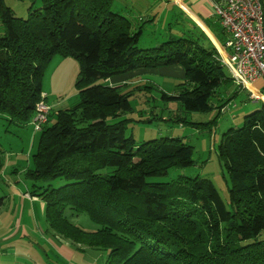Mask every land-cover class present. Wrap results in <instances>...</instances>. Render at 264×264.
Returning a JSON list of instances; mask_svg holds the SVG:
<instances>
[{
  "label": "trees",
  "instance_id": "trees-1",
  "mask_svg": "<svg viewBox=\"0 0 264 264\" xmlns=\"http://www.w3.org/2000/svg\"><path fill=\"white\" fill-rule=\"evenodd\" d=\"M40 1L42 9L30 8L24 20L0 0V115L10 125L27 126L36 104L46 100L42 80L52 60L79 64L78 102L52 115L51 125L48 115L26 172L29 181L47 183L32 185L39 192L30 196L45 203L52 235L80 251L105 252V264H264V104L221 135L227 206L204 178L148 182L192 166V147L167 137L136 144L122 118L131 112L130 91L121 93L106 81L177 66L183 82L161 99L204 113L218 87L232 83L215 48L194 28L190 37L140 49L141 29L113 10V0ZM55 180L64 185L52 188ZM67 210L85 214L98 229L78 228Z\"/></svg>",
  "mask_w": 264,
  "mask_h": 264
},
{
  "label": "rangeland",
  "instance_id": "rangeland-1",
  "mask_svg": "<svg viewBox=\"0 0 264 264\" xmlns=\"http://www.w3.org/2000/svg\"><path fill=\"white\" fill-rule=\"evenodd\" d=\"M4 2L16 18L24 20L27 19L30 8L42 9L40 0H4ZM158 3L162 4L160 8H157ZM153 9L157 21L154 28L144 29V34H151L142 38L138 45L140 49L156 47L171 38L190 37L188 32L191 30L190 26L177 10L157 0ZM2 33L3 29L0 25V35ZM192 38L196 39L197 36ZM214 39L220 46L222 45L223 35L221 39L215 34ZM200 42L205 48H210L207 40L201 38ZM55 61L48 66L42 80L43 91H48L44 102L51 109L49 125L54 123L55 119L52 115L57 111L70 108L78 102L76 83L79 64L73 59L58 56L55 57ZM56 68L58 71L53 77L52 73ZM222 71L228 78L227 69L222 67ZM147 80L150 81L152 89L132 90L131 84L120 88L121 93L130 91L128 99L131 112L122 116L129 120L125 123L126 136L131 135L136 144L165 137L180 138L182 142L192 147L193 161L190 167L172 168L166 176L148 178L147 181L167 183L178 178H204L212 182L219 197L227 206L230 180L218 157L217 147L224 132L230 128L240 127L244 116L261 108L260 101L249 99L247 91L228 82L221 84L210 98L211 110L204 113L186 112L178 103L161 99V92L166 94L174 92L175 78L168 80L164 76L153 74ZM263 84L264 82L260 81L252 89L261 92L264 96ZM221 106L222 109H219ZM38 137V132H34L31 125H10L7 118L0 115V197L4 198V204L0 208V264H73L76 258L80 260L84 254L91 258L93 264H105V252L83 249L82 253L74 246L67 248L76 256L72 262L59 257L49 244V240H53L55 236L45 222V203L34 200L32 207L31 202L22 200V193L39 192L32 185L47 187V183H33L26 177V171L33 166L31 158L36 150ZM62 185H64L62 180L50 182L52 188H59ZM65 216L83 231L95 232L98 229V226L85 214L76 215L67 210ZM263 238L264 233L259 239ZM14 242L30 248V255L23 257L20 251H16L19 257L7 261L5 256L9 253L8 245H13Z\"/></svg>",
  "mask_w": 264,
  "mask_h": 264
},
{
  "label": "crops",
  "instance_id": "crops-1",
  "mask_svg": "<svg viewBox=\"0 0 264 264\" xmlns=\"http://www.w3.org/2000/svg\"><path fill=\"white\" fill-rule=\"evenodd\" d=\"M157 1L162 2L167 6H171L175 10H177L178 13L182 17H184L185 20L188 22L191 29L190 31H192L193 28L200 30L215 49L222 47V45L220 46L214 39L215 34L218 36V38L221 37L222 39L221 26L219 20L214 14V4L220 2L221 0H157ZM154 2L155 0L154 1L153 0H113L112 8L116 13L121 14L123 17L129 20L134 29L137 28L141 29L142 31L140 36V41H141L144 36L147 37L151 34V33L144 34L145 33L144 29L154 28V24L157 21V17H155L156 12L153 9ZM161 6L162 4L158 3L157 8H160ZM145 17L147 18L145 19ZM138 22L142 24L138 25L139 24ZM223 41H224V37H223ZM156 43H158V41H156ZM53 61L54 63L56 62L55 58L52 60V62ZM56 66L58 67L59 63ZM57 71L58 68H56V70L52 73L53 77H55L54 74ZM153 74L155 75L159 74L161 76L166 77L168 80L171 78L173 79L175 78L176 79L175 89L179 84L183 82L182 69L180 67L173 66V67H164L158 69L135 70L125 75L108 79L106 81V84H108L110 87H119V88H124L123 87L124 85L128 86L129 84H131L132 90H137L138 89L137 87L139 86H140L139 88H142L144 90H149L152 89V85L150 81L147 80V78ZM259 82L260 80L254 83L253 86ZM136 84H139V86H137ZM173 93L174 92H172V94ZM42 95L45 97V99H47L48 91L44 92L43 87H42ZM167 95L169 94L167 93ZM21 197L24 202L26 201L29 203L31 202L32 207L34 200H39L34 197L31 198L30 193L27 192L22 193ZM64 242H65L64 240L58 238H53V240L52 239L49 240V244L51 248L55 251V253L59 255V257L63 259H68V261L72 262L76 258V256L72 251L67 249L72 245H70L69 242H65V243ZM8 249H9L8 250L9 253L7 254V256H5L7 261L14 260L15 258L19 257L17 256L16 251H20L23 257H27L26 255L28 256L30 255V248H28L25 245L19 244V242H14L13 245L12 244L8 245ZM80 260H77L76 258V262H74L73 264H93V262H91V258L86 257L85 254L84 257H82V259Z\"/></svg>",
  "mask_w": 264,
  "mask_h": 264
},
{
  "label": "built area",
  "instance_id": "built-area-1",
  "mask_svg": "<svg viewBox=\"0 0 264 264\" xmlns=\"http://www.w3.org/2000/svg\"><path fill=\"white\" fill-rule=\"evenodd\" d=\"M214 14L224 33L222 47L215 49L217 61L249 99L264 104L263 94L252 89L264 82V0H221L214 4ZM50 111L43 100L36 104L30 121L34 132L45 125Z\"/></svg>",
  "mask_w": 264,
  "mask_h": 264
},
{
  "label": "bare ground",
  "instance_id": "bare-ground-1",
  "mask_svg": "<svg viewBox=\"0 0 264 264\" xmlns=\"http://www.w3.org/2000/svg\"><path fill=\"white\" fill-rule=\"evenodd\" d=\"M43 96V95H42Z\"/></svg>",
  "mask_w": 264,
  "mask_h": 264
}]
</instances>
